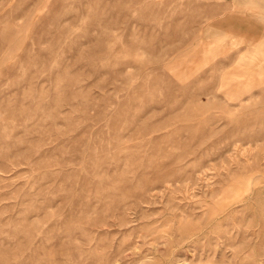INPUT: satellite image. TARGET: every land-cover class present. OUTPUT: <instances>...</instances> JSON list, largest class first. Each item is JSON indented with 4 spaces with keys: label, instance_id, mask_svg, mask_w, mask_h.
I'll return each mask as SVG.
<instances>
[{
    "label": "rangeland",
    "instance_id": "obj_1",
    "mask_svg": "<svg viewBox=\"0 0 264 264\" xmlns=\"http://www.w3.org/2000/svg\"><path fill=\"white\" fill-rule=\"evenodd\" d=\"M0 264H264V0H0Z\"/></svg>",
    "mask_w": 264,
    "mask_h": 264
},
{
    "label": "crops",
    "instance_id": "obj_2",
    "mask_svg": "<svg viewBox=\"0 0 264 264\" xmlns=\"http://www.w3.org/2000/svg\"><path fill=\"white\" fill-rule=\"evenodd\" d=\"M259 5L263 6V4H259Z\"/></svg>",
    "mask_w": 264,
    "mask_h": 264
}]
</instances>
